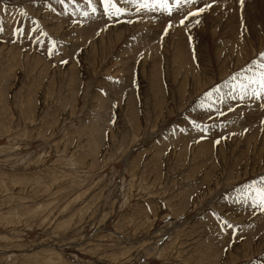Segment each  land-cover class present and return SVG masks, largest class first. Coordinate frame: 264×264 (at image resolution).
I'll list each match as a JSON object with an SVG mask.
<instances>
[{
	"label": "rangeland",
	"instance_id": "obj_1",
	"mask_svg": "<svg viewBox=\"0 0 264 264\" xmlns=\"http://www.w3.org/2000/svg\"><path fill=\"white\" fill-rule=\"evenodd\" d=\"M261 4L246 0L243 27L238 0H221L164 34L160 13L0 0V264H264V212L241 198L264 175V101L204 96L231 91L264 50ZM213 209L241 225L235 237Z\"/></svg>",
	"mask_w": 264,
	"mask_h": 264
},
{
	"label": "snow or ice",
	"instance_id": "obj_2",
	"mask_svg": "<svg viewBox=\"0 0 264 264\" xmlns=\"http://www.w3.org/2000/svg\"><path fill=\"white\" fill-rule=\"evenodd\" d=\"M75 2V0H73ZM246 0H238L241 9V23L243 27V9L245 6ZM60 4H64L65 0H59ZM88 11H82V16L92 15H103L107 16L109 19L113 17H120L123 14L134 10L137 15L140 13H160L162 15H167L169 17L167 25L163 29L164 34H167L168 31L175 25L183 26L186 31L190 30L195 25L201 24L203 22L202 16L205 12L209 11L213 8V6H219L221 0H98V5L94 3V0H86ZM51 7V5H49ZM173 14L178 15L180 18L178 21H173L171 17ZM21 15L26 16V10H21ZM73 23H77V21L73 20ZM131 23L132 21H127ZM36 25L35 28H31L28 30V34L36 32L40 25L37 21H33ZM4 31L3 21L0 20V33ZM13 34L17 36H22L25 34V29L23 27H15L13 29ZM40 36L48 37V52L51 55L53 51L56 49V45L58 41L53 39L47 32L41 31ZM37 41H39L40 37H36ZM192 37L189 36V40ZM141 56L143 53L140 54ZM258 59L254 58L251 60L249 64H247L242 70L241 74H232L230 76L231 91L228 93L221 92L220 86L217 85L214 88L206 91L204 96L209 98L213 97L214 94L220 95V103L223 104L224 97L226 96L230 100L243 101L247 96L250 100H259L264 101V50H261L258 54ZM195 58V53H194ZM67 61L62 60L61 63H66ZM111 79V77H109ZM227 84L228 81L226 80ZM214 105L211 102L202 103V107L204 108H212ZM261 107H264V104H261ZM218 116L226 117L227 113H231L234 109L231 106L227 107V111L221 110L219 108L215 109ZM242 116L243 113H240ZM193 127L202 129L203 132L209 131L210 127H214L215 125L209 126L207 124H198L196 120L191 121ZM227 123L235 124L236 121L224 120L221 121L220 126L226 127ZM260 125L262 129H264V119L260 120ZM184 131V129H181ZM244 131H248L247 128ZM232 135H236V133H232ZM204 138V137H202ZM226 138V137H224ZM218 138L215 143H219ZM244 192L241 194L242 202L248 204L250 201L251 207L253 209L260 210L264 212V175L259 177V180H251L249 183L243 185ZM212 215L218 217L219 219V227L221 231L231 230L232 235L235 237L237 231L240 229L241 225H234L232 222L221 216V214L217 213L214 209L211 210ZM243 239V236L240 237ZM234 242V241H233Z\"/></svg>",
	"mask_w": 264,
	"mask_h": 264
},
{
	"label": "bare ground",
	"instance_id": "obj_3",
	"mask_svg": "<svg viewBox=\"0 0 264 264\" xmlns=\"http://www.w3.org/2000/svg\"><path fill=\"white\" fill-rule=\"evenodd\" d=\"M255 1H256V0H255ZM257 1H258V3H262V4H264V0H257ZM262 4H261V5H262ZM219 6H220V5H219ZM229 10H230V9H229ZM152 14H153V13H152ZM152 14H151V16H152ZM230 14H231V13H230ZM156 15H158V14L156 13ZM151 16H148V17H149V18H152ZM159 16H160V15H158V17H155V14L153 15V18H154L155 20H154L153 18H152V19L155 21V23H157L156 20H158L157 18H159ZM145 17H147V16H141V19H140V18H139V19H140L141 21H144V22H145L146 19H147V18H145ZM162 18H163V17H162ZM248 18H249V17H248ZM152 19H151L150 21H152ZM137 20H138V19H137ZM140 20H138V21H140ZM162 20H163V19H162ZM147 21H149V20H147ZM150 21H149V23H150ZM154 21H153V22H154ZM159 21H160V20H159ZM159 21H158V22H159ZM167 21H168V20H167ZM160 22H161V21H160ZM162 22H163V21H162ZM238 22H239V21H238ZM251 22H252V21H251ZM145 23H146V22H145ZM151 23H152V22H151ZM151 23H150V24H151ZM132 24H133V23H132ZM139 24H140V23H139ZM150 24H149V26H150ZM152 24H153V23H152ZM152 24H151V25H152ZM146 25H148V24L146 23ZM153 25H154V24H153ZM153 25H152V26H153ZM161 27H162V26H161ZM161 27H160V28H161ZM149 28H150V27H149ZM173 28H174V26H173ZM249 28H250V27H249ZM139 29H140V28H139ZM153 29H154V28H153ZM160 30H161V29H160ZM159 33H160V32H159ZM171 33H172V32H171ZM236 34H237V33H236ZM245 34H246V33H245ZM247 36H248V35H247ZM156 37H157V36H156ZM239 37H240V36H239ZM242 37H244V36L242 35ZM242 37H241L240 40H242ZM230 38H231V37H230ZM245 39H246V38H245ZM153 40H154V39H153ZM157 40H158V39H157ZM237 40H238V39H237ZM237 40H236V41H237ZM243 40H244V38H243ZM177 41H179V40H177ZM234 41H235V40H234ZM245 41H246V40H245ZM248 41H249V40H248ZM146 42H147V41H146ZM146 42H145V43H146ZM150 42H151V41H150ZM240 42H241V41H240ZM240 42H239V43H240ZM185 43H186V42H185ZM236 43H238V42H236ZM244 43H245V42H244ZM249 43H250V42H248V44H249ZM242 44H243V43H242ZM149 45H150V44H149ZM243 45H246V44H243ZM250 45H251V44H250ZM172 46H173V45H172ZM176 46L179 47V43H178V45H177V43H176ZM149 47H150V46H149ZM233 47H234V46H233ZM229 49H230V48H229ZM232 49H233V48H231L230 50L232 51ZM235 49H236V47H235ZM237 49H240V47L237 48ZM248 49H249V48L243 47L241 50H242L243 53H245L246 55H247V54L250 55V53H249L250 51H249ZM162 50H163V49H162ZM233 50H234V49H233ZM203 51H204V50H203ZM231 51H230V52H231ZM237 51H238V50H237ZM178 52H179V56L181 57V60L184 61L186 64H188V63H189V57H188L189 54H188V52H187L186 50H181V49H178ZM232 52H233V51H232ZM234 52H235V51H234ZM236 53H237V52H236ZM253 53H254V52H253ZM239 54H240V53H239ZM240 55H241V54H240ZM236 56H237V55H236ZM245 58H247V57H245ZM190 62H191V61H190ZM185 63L182 62V64L186 65ZM233 63H234V62H233ZM188 65H190V64H188ZM180 66H181V65H180ZM185 68H186L187 70H191V68H187L186 66H185ZM245 99H246V98H245ZM238 100H239V99H238ZM252 108H253V107H252ZM250 109H251V108H250ZM244 143H245V142H244ZM260 225H261V224H260ZM260 225H258V226H259V229H260L262 226H264L263 224H262L261 226H260ZM260 230H261V229H260ZM260 230H259V231H260ZM262 240H263V239H262ZM262 242H263V241H262ZM262 242H261V243H262Z\"/></svg>",
	"mask_w": 264,
	"mask_h": 264
}]
</instances>
